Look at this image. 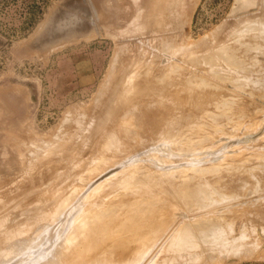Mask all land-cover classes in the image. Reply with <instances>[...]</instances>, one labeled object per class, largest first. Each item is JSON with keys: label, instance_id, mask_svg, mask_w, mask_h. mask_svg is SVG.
<instances>
[{"label": "rangeland", "instance_id": "1", "mask_svg": "<svg viewBox=\"0 0 264 264\" xmlns=\"http://www.w3.org/2000/svg\"><path fill=\"white\" fill-rule=\"evenodd\" d=\"M150 1L0 0V242L126 262L205 220L237 237L205 264H264V0Z\"/></svg>", "mask_w": 264, "mask_h": 264}, {"label": "bare ground", "instance_id": "2", "mask_svg": "<svg viewBox=\"0 0 264 264\" xmlns=\"http://www.w3.org/2000/svg\"><path fill=\"white\" fill-rule=\"evenodd\" d=\"M169 1V0H168ZM171 1V0H170ZM188 0H178L177 2H179L178 3V5H179V8H182V7H184V5L185 4H187L186 6H188L189 5V3H186ZM150 2H152V0L150 1ZM167 2V1H166ZM171 2H173V1H171ZM170 2V3H171ZM175 2V1H174ZM173 2V3H174ZM151 4V3H150ZM153 4V3H152ZM152 4H151V6H152ZM168 4H169V2H168ZM167 4V5H168ZM174 5H176L177 6V4H174ZM173 5V6H174ZM150 6V5H149ZM165 6H166V3H165ZM175 6V7H176ZM168 7V6H167ZM171 8H169V10L170 9H173L172 8V4H171V6H170ZM163 8V7H162ZM168 8H166V9H168ZM185 8V7H184ZM184 8H182L181 10H183ZM150 9H151V7H150ZM174 9H176V8H174ZM174 9H173V11H174ZM178 9V8H177ZM153 10V9H152ZM176 11V10H175ZM174 11V12H175ZM143 11H141V13H142ZM147 12H150L149 11V9L148 10H146V13ZM162 12V11H161ZM163 12H165L164 10H163ZM180 12V11H179ZM182 12V11H181ZM180 12V13H181ZM165 13H167V12H165ZM173 12L171 11V14H172ZM147 15V14H146ZM182 15V14H181ZM101 16V15H100ZM172 16V15H171ZM170 16V17H171ZM184 17V16H183ZM169 18V17H168ZM176 18V17H175ZM171 19V18H170ZM184 19H185V17H184ZM167 20V19H166ZM172 20V19H171ZM260 23V22H259ZM264 23V22H263ZM260 25V24H259ZM259 32V31H258ZM257 33V32H256ZM259 35V34H258ZM239 36V35H238ZM241 43V42H240ZM247 45V44H246ZM120 50V49H119ZM226 50V49H225ZM121 51V50H120ZM227 51V50H226ZM221 52V51H220ZM225 52V51H224ZM223 53V52H222ZM221 53V55H223ZM232 53V52H231ZM227 54H228V52H227ZM234 54V53H233ZM118 55V54H117ZM214 55V54H213ZM224 56H225V53H224ZM228 57V56H227ZM230 57H231V55H230ZM229 57V58H230ZM234 57H235V55H233V61H234ZM237 57V56H236ZM117 58V57H116ZM115 58V59H116ZM222 58V57H221ZM224 59V58H223ZM238 59V58H237ZM230 60H232V59H230ZM230 60H226L225 59V61H226V63H229V61ZM114 61V60H113ZM237 60H235V62H236ZM118 62H120V61H118ZM208 62V61H207ZM238 62V61H237ZM114 63H115V61H114ZM117 64V62L115 63V65ZM229 64H231V63H229ZM237 64H239V62L237 63ZM112 65V64H111ZM114 65V64H113ZM232 65H233V63H232ZM231 65V66H232ZM240 65V64H239ZM233 66H235V65H233ZM238 66V65H237ZM110 67V66H109ZM236 67V66H235ZM240 67H242V65L240 66ZM237 68V67H236ZM239 68V67H238ZM109 70V69H108ZM116 70V69H115ZM115 70H113V67H111V71H110V73L111 74H113L112 76H113V78H114V73L115 72H113V71H115ZM108 76H109V73L107 74ZM108 76H107V78H108ZM111 76V77H112ZM110 77V76H109ZM112 78V79H113ZM109 79V78H108ZM236 79V78H235ZM115 80V79H114ZM112 82H114V81H112ZM110 83V82H109ZM128 85V84H127ZM126 85V86H127ZM109 86V85H108ZM102 87V86H101ZM105 88V87H104ZM258 88H259V86H258ZM103 89V88H102ZM107 89V88H106ZM101 90V89H100ZM101 92V91H100ZM99 92V93H100ZM105 92V91H104ZM102 93V92H101ZM132 94V93H131ZM104 97V96H103ZM98 98V97H97ZM99 100V99H98ZM83 111V110H82ZM85 113V112H84ZM86 115V114H85ZM78 116V115H77ZM122 116V115H121ZM78 117H80V116H78ZM77 117V118H78ZM118 117V116H117ZM82 118V117H81ZM87 118V117H86ZM108 118V117H107ZM125 118V117H124ZM75 119V118H74ZM124 120V119H123ZM100 121H101V119H100ZM121 121H122V119H121ZM104 122V121H103ZM74 123V122H73ZM72 123V124H73ZM76 123V122H75ZM71 124V125H72ZM82 124V123H81ZM97 125H98V122H97ZM96 125V126H97ZM68 126V125H67ZM78 126H79V124H78ZM112 126V125H111ZM75 128H77V127H75ZM110 128V127H109ZM66 130V129H65ZM70 130V129H69ZM79 130V129H78ZM61 132V131H60ZM59 132V133H60ZM68 132V131H67ZM78 132V131H77ZM110 132V131H109ZM109 132H107V134L109 133ZM94 133V132H93ZM104 133H106V132H104ZM113 134H114V132H112ZM112 133L110 134V141H112L113 142V144L115 143V140H116V136L115 135H112ZM66 134H68V133H66ZM74 134V133H73ZM76 134H78V133H76ZM61 135H62V133H61ZM109 135V134H108ZM112 135V136H111ZM65 136V135H64ZM56 137V136H55ZM76 137V136H75ZM70 138V137H69ZM73 138V137H72ZM67 139V138H66ZM71 139V138H70ZM62 141V140H61ZM72 141V140H71ZM47 142V141H46ZM45 142V143H46ZM67 142V141H66ZM115 145V144H114ZM52 147V146H51ZM55 148V147H54ZM108 179V178H107ZM210 191V190H209ZM213 192V191H212ZM208 194H209V192H207ZM211 193V192H210ZM212 194V193H211ZM198 195H199V199H200V195L201 194H197V196H196V198L198 197ZM205 195H207V194H205ZM213 196V195H212ZM201 197H202V195H201ZM206 197H208L209 198V196H206ZM211 197V196H210ZM205 198V197H204ZM212 198V197H211ZM210 198V199H211ZM206 199V198H205ZM198 200V199H197ZM202 201H203V199H202ZM201 201V202H202ZM207 201H209L208 199H207ZM203 203V202H202ZM206 203H208V202H206ZM199 206V205H198ZM62 209V208H61ZM61 212V210L59 211V213ZM58 213V214H59ZM58 214H55L54 215V217L53 218H55V217H57L58 218ZM61 216V215H60ZM57 218H56V220L55 221H57ZM215 218V217H214ZM62 219V218H61ZM212 219V218H211ZM218 219H221V218H218ZM218 219H217V221H218ZM207 220V219H206ZM223 220V219H222ZM201 221H203V220H201ZM205 221V220H204ZM204 221L203 222H199V224L201 223V225H197L196 224V222H195V224H196V229H194L192 232L193 233H191V227H188V229H185V230H182V231H180V232H178V235L180 236V238H181V240H180V242H179V244H177L176 245V247L175 248H173V250H174V252H172V254L171 255H173V256H170V255H168V256H165V257H158L157 255H154V256H148V253H149V251L151 250V248H153V246H155L156 244V240H155V238H156V233L154 232V230H150L149 231V233L146 235V234H144V233H142V235H139V234H137V236H136V238L134 239V241H133V247L130 249V250H128L127 251V254H131L132 256L130 257L129 256V258H128V261H126V262H120V260H117V258H123V256H120V254L123 252H121V253H117V248L115 247V246H113V247H111V248H109V249H106L105 250V253H102V254H98L96 257H93V259L91 260V257H89V259H90V262L89 263H87V264H141V262L143 261V259L145 258V257H147L148 256V258L144 261V263H146V264H197L198 263V260L200 259V258H202V257H205V256H201V254L203 253V251H204V253L205 252H211V253H209L210 255L209 256H207L206 254L207 253H205V255H206V257L207 258H205V260H204V262H203V264H205L208 260L209 261H213V260H215L216 259V256L214 255V253L213 252H216V253H218V254H220L221 252H222V250H223V252L225 251V250H228L227 251V253L229 254V252L231 251V249H233V247H232V242L233 243H235L236 242V240H237V237H236V239H235V237H233L234 238V240H235V242H234V240L231 238L230 240L232 241V242H229V243H231V248L230 249H227V248H229V246L228 245H230L228 242H226V241H223L224 240V236H225V232L223 231V230H221L222 229V226L221 227H219L217 224L218 223H216L215 221V219H214V222H215V224L216 225H214V223L213 224H207V226H203L202 225V223H204ZM209 221H211V220H207L206 222H209ZM221 221V220H220ZM53 222H54V220H53ZM219 222V221H218ZM223 222V221H222ZM46 223H48V221L46 222ZM45 223V224H46ZM198 223V222H197ZM57 224V223H56ZM82 224V223H81ZM205 224V225H206ZM48 225V224H47ZM46 225V226H47ZM58 225H59V223H58ZM83 225V224H82ZM222 225V224H221ZM49 226V225H48ZM53 227H54V225H53ZM56 227V226H55ZM49 228V227H48ZM52 228V224L50 225V229ZM198 228V229H197ZM221 228V229H220ZM56 229V228H55ZM54 229V230H55ZM53 230V229H52ZM74 230V229H73ZM231 230V229H230ZM65 231V230H64ZM66 234V233H65ZM150 234H152V235H150ZM63 235V234H62ZM148 235H150V236H148ZM65 236V235H64ZM61 236V235H53L52 237H48V235L46 234L44 237H43V239H42V241H40V240H35V239H33V238H29V239H25L22 235H21V233H15L14 235H12L10 238H7L6 239V242H0V245L1 244H4V245H1L0 246V264H20V262H22V261H26L27 259H29V258H31L32 256L34 257H36V256H38L39 254H41V253H45V254H42L39 258H36L35 259V262H33V263H31V264H62V263H60V262H58L59 261V257H58V253L56 252V251H58L59 253H61L60 252V248H62L63 247V244H62V247H60L61 246V243H62V241H61V238L63 237L64 239H65V237H67V236ZM146 236H148V237H146ZM61 237V238H60ZM72 238H73V236H71ZM105 237V236H104ZM227 236H225V238H226ZM76 237H74V239H75ZM106 238V237H105ZM223 238V239H222ZM239 238V237H238ZM64 239H62V240H64ZM68 240H69V238H67ZM227 240V239H226ZM240 240V239H239ZM67 241V240H66ZM72 241V240H71ZM228 241V240H227ZM45 242H46V245H47V250L46 251H44L43 249L44 248H42V249H40L41 248V246L40 245H42L43 243L45 244ZM105 242L106 241H102V239L101 238H97L95 241H94V243H93V245H91L90 247H94L95 248V250H96V247H97V249L98 248H102L103 246H104V244H105ZM238 242V241H237ZM242 242V241H241ZM67 242H65V244H66ZM74 243V242H73ZM68 244H70V243H68ZM120 243H118V245H119ZM175 244V243H174ZM67 245V244H66ZM66 245H64V247H66ZM235 245V244H234ZM258 245V244H257ZM72 245H70V247H71ZM239 247V246H241L240 245V243H238V245L236 244V247ZM162 247V246H161ZM199 248H200V250H199ZM40 249V250H39ZM70 249V248H69ZM73 249V248H72ZM220 249H222V250H220ZM240 249V247L238 248V250ZM247 249V248H246ZM62 250V249H61ZM65 250V249H64ZM93 250V249H92ZM220 250V251H219ZM235 250V249H234ZM238 250H236V252L238 251ZM243 250V249H242ZM252 250V249H251ZM197 251H200V253L199 252H197ZM219 251V252H218ZM56 254H55V253ZM67 252H69V251H67L66 250V253ZM80 252V251H79ZM164 252H168V250L165 248V246H164V250L162 249V251L158 254V255H160L161 253H162V255L164 254ZM246 252V251H245ZM62 253H64V254H66L64 251L62 252ZM155 253V252H154ZM231 253H232V251H231ZM233 253H235V252H233ZM232 253V254H233ZM58 254V255H57ZM149 254H151V253H149ZM166 255H167V253H165ZM223 254V253H222ZM224 254L226 255V253L224 252ZM246 254V253H245ZM57 255V256H56ZM62 255V254H61ZM221 255V254H220ZM239 255V254H238ZM60 256V255H59ZM78 256V255H77ZM156 256V257H155ZM62 257H63V255H62ZM79 257V256H78ZM228 257V256H227ZM233 257V256H232ZM239 257V256H238ZM222 258V257H221ZM244 258V257H243ZM249 258V257H248ZM33 259L34 258H32L30 261L32 262L33 261ZM77 259V258H76ZM203 259V258H202ZM229 259V258H228ZM61 260H62V258H61ZM60 260V261H61ZM71 260V259H70ZM123 260V259H122ZM222 260V259H221ZM221 260H219V261H221ZM202 261V260H201ZM80 262V261H79ZM79 262L77 263V262H73L72 260H71V262L69 261V263L68 264H79ZM83 262V261H82ZM85 262V261H84ZM86 263V262H85ZM67 264V263H66ZM81 264V263H80ZM84 264V263H83ZM143 264V263H142ZM201 264V263H200Z\"/></svg>", "mask_w": 264, "mask_h": 264}, {"label": "crops", "instance_id": "3", "mask_svg": "<svg viewBox=\"0 0 264 264\" xmlns=\"http://www.w3.org/2000/svg\"><path fill=\"white\" fill-rule=\"evenodd\" d=\"M252 264H258V263H252Z\"/></svg>", "mask_w": 264, "mask_h": 264}]
</instances>
